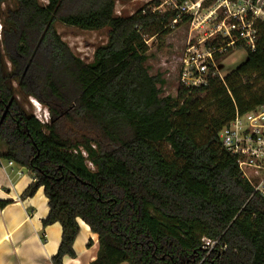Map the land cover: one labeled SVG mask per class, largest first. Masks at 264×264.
<instances>
[{"label": "trees", "instance_id": "1", "mask_svg": "<svg viewBox=\"0 0 264 264\" xmlns=\"http://www.w3.org/2000/svg\"><path fill=\"white\" fill-rule=\"evenodd\" d=\"M46 2L0 0V157L31 174L22 199L44 190V227L62 226L52 263L76 258L83 222L99 238L92 264H264V197L219 138L264 105V20L255 50L236 44L247 51L242 65L225 78L210 67L206 86L179 85L173 97L150 73L148 41L190 18L172 26L178 11L158 10L162 0L129 16L116 14V0ZM56 23L108 28V42L85 63ZM31 99L48 122L27 111Z\"/></svg>", "mask_w": 264, "mask_h": 264}, {"label": "built area", "instance_id": "2", "mask_svg": "<svg viewBox=\"0 0 264 264\" xmlns=\"http://www.w3.org/2000/svg\"><path fill=\"white\" fill-rule=\"evenodd\" d=\"M207 0H163L162 10L167 5L178 11L177 19L172 26L177 25L183 20L185 15L191 13L194 9H201ZM224 7L225 19L216 26L210 35H207L196 45L189 43L186 57L179 70L178 86L181 85L187 89H197L208 84L207 76L210 67L218 71L215 61L216 54H223L230 47L237 43L244 44L250 50H255L257 42V31L255 23L258 20H264V1L257 0H217ZM239 4V7L236 6ZM231 19L227 27V20ZM227 31V35L225 32ZM2 26L0 24V39ZM237 32L236 37L232 33ZM222 36L231 38L230 43L220 48H207L204 43L209 39H215ZM215 37V38H214ZM203 45L202 48L200 46ZM40 117L43 123L49 121ZM219 138L224 149L237 159L240 172L254 188L255 193L264 197V105L257 110L245 115H237L232 123L222 129ZM13 165V162L9 163ZM215 243L211 240H205L204 248L212 250Z\"/></svg>", "mask_w": 264, "mask_h": 264}, {"label": "crops", "instance_id": "3", "mask_svg": "<svg viewBox=\"0 0 264 264\" xmlns=\"http://www.w3.org/2000/svg\"><path fill=\"white\" fill-rule=\"evenodd\" d=\"M9 163L0 157V264H53L62 226L57 223L44 227L43 221L49 214L44 190L22 199L32 176L26 169ZM74 249L76 258H67L64 264H92L98 257L99 238L83 222Z\"/></svg>", "mask_w": 264, "mask_h": 264}, {"label": "rangeland", "instance_id": "4", "mask_svg": "<svg viewBox=\"0 0 264 264\" xmlns=\"http://www.w3.org/2000/svg\"><path fill=\"white\" fill-rule=\"evenodd\" d=\"M39 1L41 5H47L46 0ZM151 1L152 0H116V14L118 16L132 15ZM209 3L208 7L201 8L199 10L194 9L190 14L185 15V17L190 19L179 26L168 37L162 39L161 41L156 39L148 41L150 50L147 65L150 68V73L152 75L161 74L165 79L166 85L162 90L164 96L175 97L177 95L179 87V70L181 69L182 62L186 57L189 43L191 42L192 45H196L198 42L206 38L207 35H210L212 30L216 26L220 25V23L225 19L226 15L223 10L225 8H219V5L222 3L220 4L217 0L215 2L210 1ZM236 6L239 7V4ZM170 8L171 7H169L168 4L164 5L162 11ZM221 16L223 19L220 21ZM230 20L231 19L227 20V27H231L229 25L231 22ZM55 27L58 34L62 36L63 40L69 45L73 53L80 57L85 63H92L96 48L105 45L108 42V28L100 31H84L74 27L65 26L61 23H56ZM225 34L228 36L227 31ZM208 41H206V43ZM206 43H204L205 46ZM202 47L203 45L200 46V48ZM246 60V49H237L236 46L230 47L228 51L220 54L217 59L215 58L218 71L222 78H225ZM24 105L27 111L30 114H34L36 118H45V115H48L47 118L50 119L47 109L36 100L31 99L28 103H24Z\"/></svg>", "mask_w": 264, "mask_h": 264}, {"label": "bare ground", "instance_id": "5", "mask_svg": "<svg viewBox=\"0 0 264 264\" xmlns=\"http://www.w3.org/2000/svg\"><path fill=\"white\" fill-rule=\"evenodd\" d=\"M35 102V101H34Z\"/></svg>", "mask_w": 264, "mask_h": 264}, {"label": "clouds", "instance_id": "6", "mask_svg": "<svg viewBox=\"0 0 264 264\" xmlns=\"http://www.w3.org/2000/svg\"><path fill=\"white\" fill-rule=\"evenodd\" d=\"M39 106V105H38Z\"/></svg>", "mask_w": 264, "mask_h": 264}]
</instances>
